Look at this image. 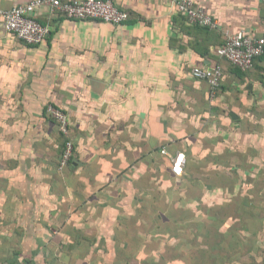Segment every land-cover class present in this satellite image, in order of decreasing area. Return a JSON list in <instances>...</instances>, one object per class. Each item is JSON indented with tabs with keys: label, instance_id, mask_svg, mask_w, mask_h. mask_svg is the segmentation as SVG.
Here are the masks:
<instances>
[{
	"label": "crops",
	"instance_id": "crops-1",
	"mask_svg": "<svg viewBox=\"0 0 264 264\" xmlns=\"http://www.w3.org/2000/svg\"><path fill=\"white\" fill-rule=\"evenodd\" d=\"M110 1L126 23L35 10L37 46L0 20V264H264V54L243 72L216 53L223 31L264 34V0H195L217 30ZM215 66L211 98L191 70Z\"/></svg>",
	"mask_w": 264,
	"mask_h": 264
},
{
	"label": "built area",
	"instance_id": "built-area-1",
	"mask_svg": "<svg viewBox=\"0 0 264 264\" xmlns=\"http://www.w3.org/2000/svg\"><path fill=\"white\" fill-rule=\"evenodd\" d=\"M168 2L186 18L190 25L209 30L218 29V22L195 0H168ZM42 7H48L52 12L70 20H96L111 25H121L129 20L128 13L116 7L110 0H30L15 5L9 10L0 11V20L5 31L28 46L42 44L49 36L50 29L38 23L33 17L34 11ZM222 33L223 41L216 53L234 68L243 72L248 71L253 67L255 60L264 54V34L252 36L241 31ZM191 76L195 80L206 82L210 87V97L213 98L220 88L223 70L220 66L195 67L191 70ZM45 114L58 126L59 133L64 139L58 161L59 169H63L71 164L74 155L69 120L61 109L52 105L46 107ZM172 172L176 176L181 175L180 162L175 163Z\"/></svg>",
	"mask_w": 264,
	"mask_h": 264
}]
</instances>
